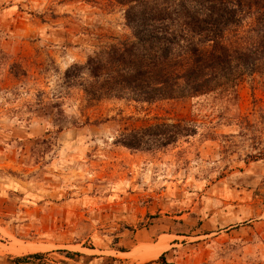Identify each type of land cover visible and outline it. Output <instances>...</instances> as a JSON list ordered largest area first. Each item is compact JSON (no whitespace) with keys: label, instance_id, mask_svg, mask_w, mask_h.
Returning a JSON list of instances; mask_svg holds the SVG:
<instances>
[{"label":"rangeland","instance_id":"rangeland-1","mask_svg":"<svg viewBox=\"0 0 264 264\" xmlns=\"http://www.w3.org/2000/svg\"><path fill=\"white\" fill-rule=\"evenodd\" d=\"M113 3L0 0V264H264V76L237 96L88 108L63 78L127 33ZM176 121L197 133L159 151L116 143Z\"/></svg>","mask_w":264,"mask_h":264},{"label":"trees","instance_id":"trees-1","mask_svg":"<svg viewBox=\"0 0 264 264\" xmlns=\"http://www.w3.org/2000/svg\"><path fill=\"white\" fill-rule=\"evenodd\" d=\"M127 33L109 36L84 62L67 68L63 87L77 90L88 108L104 100L156 102L238 95L248 79L264 76V0H114ZM252 19L248 30H243ZM64 103L55 100L54 107ZM55 121L65 128L64 111ZM90 122L87 117L86 123ZM74 120L73 125H80ZM197 133L185 121L123 131L116 143L159 151ZM68 254H72L68 252ZM36 253L17 261L41 258ZM174 264L163 253L155 262Z\"/></svg>","mask_w":264,"mask_h":264}]
</instances>
